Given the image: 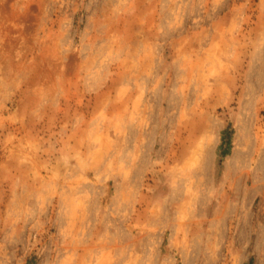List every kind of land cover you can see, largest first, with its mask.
Listing matches in <instances>:
<instances>
[{
  "label": "rangeland",
  "instance_id": "374dc122",
  "mask_svg": "<svg viewBox=\"0 0 264 264\" xmlns=\"http://www.w3.org/2000/svg\"><path fill=\"white\" fill-rule=\"evenodd\" d=\"M0 264H264V0H0Z\"/></svg>",
  "mask_w": 264,
  "mask_h": 264
}]
</instances>
